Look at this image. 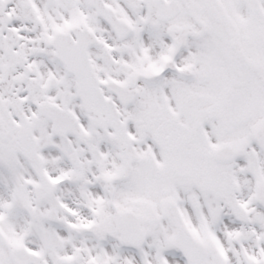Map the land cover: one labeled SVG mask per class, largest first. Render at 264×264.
Masks as SVG:
<instances>
[{"label":"snow or ice","instance_id":"1","mask_svg":"<svg viewBox=\"0 0 264 264\" xmlns=\"http://www.w3.org/2000/svg\"><path fill=\"white\" fill-rule=\"evenodd\" d=\"M0 264H264V0H0Z\"/></svg>","mask_w":264,"mask_h":264}]
</instances>
